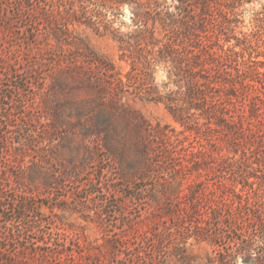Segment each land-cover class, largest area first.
I'll return each mask as SVG.
<instances>
[{
    "label": "rangeland",
    "instance_id": "obj_1",
    "mask_svg": "<svg viewBox=\"0 0 264 264\" xmlns=\"http://www.w3.org/2000/svg\"><path fill=\"white\" fill-rule=\"evenodd\" d=\"M160 1L174 10L172 0ZM243 1L236 13L225 7L218 13L235 36L225 47L235 46L239 62L243 55L264 62V0ZM43 8L61 22L75 12L85 23L55 24ZM121 10L116 19L96 0H0V264H149L157 247L169 252L183 232H192L189 220L179 226L180 219L160 216L165 203L191 209L163 187L189 191L205 176L209 188L222 186V176L229 184L228 172L207 176L228 153L224 140L213 141L220 133L182 126L137 79L129 80L130 61L104 34L106 22L125 33L135 29L132 8ZM156 29L165 37L160 23ZM79 39L116 69L78 57L87 51ZM156 70L154 85L177 89L165 64ZM192 160L200 171L182 168ZM260 191L250 193L264 206ZM186 245L203 256L214 249L194 237Z\"/></svg>",
    "mask_w": 264,
    "mask_h": 264
},
{
    "label": "trees",
    "instance_id": "obj_2",
    "mask_svg": "<svg viewBox=\"0 0 264 264\" xmlns=\"http://www.w3.org/2000/svg\"><path fill=\"white\" fill-rule=\"evenodd\" d=\"M96 1L99 5L107 3L108 11L116 19L123 15L122 6L128 5L133 10L131 19L136 26L133 31L125 33L112 24H104V34L118 43L121 58L130 61L132 76H128L129 80L137 79L146 95L164 103L174 120L182 126L196 130L204 127L208 135L220 133L213 141L219 143L221 139L227 144L228 153L214 160L208 167L207 176L210 172L215 174V170L221 175L228 172L230 185L222 176L220 181L224 188L218 185L209 188V178L205 176L198 181L193 180L189 191L178 184L169 183L166 188L163 187L164 194H175L179 204L184 200L191 209L165 203V213L160 212V216L180 219L179 226L182 221L189 220L192 232H183L181 243L170 248L169 252L163 246L157 247L158 258H148L147 263L264 264V206L259 204L258 197L254 195V198L250 193L264 191V170L262 174L254 171L264 168V70L261 69L264 62H248L244 55L239 62L235 46L225 47L235 36L225 32L227 27L218 17L224 7L236 13L235 8L244 1L172 0L176 3L174 10L170 9L172 4L167 6L160 0ZM42 11L43 17L49 21L52 17L55 24L65 26V22L73 20L85 23L76 18L75 12H69L66 19L61 18V22L49 9L43 8ZM39 12L37 10L36 13ZM150 20H153L152 26L148 23ZM96 23L100 25V22ZM157 23L166 30L165 37L157 34ZM214 36L215 39L212 38ZM79 41L84 44V40ZM239 41L237 37V45ZM247 41L252 44L251 40ZM85 49L87 51L78 57L88 58L108 70L116 69L117 65L110 57L94 52L86 45ZM160 64L168 68L177 89L161 91L153 84ZM117 79L123 82L122 76ZM189 163L191 165L183 164L182 168L200 171L197 160ZM196 176L204 175L200 172ZM257 182L260 186L254 188ZM217 190L221 193L216 195L213 192ZM203 191L208 194L205 198L202 197ZM152 223L159 225L160 218ZM217 227H228V230L221 232ZM191 237L198 244L206 242L214 245V249L207 251L205 256L191 251L186 245ZM113 245L116 246V243Z\"/></svg>",
    "mask_w": 264,
    "mask_h": 264
}]
</instances>
